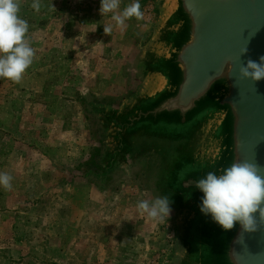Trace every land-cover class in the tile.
Masks as SVG:
<instances>
[{
  "label": "rangeland",
  "instance_id": "rangeland-1",
  "mask_svg": "<svg viewBox=\"0 0 264 264\" xmlns=\"http://www.w3.org/2000/svg\"><path fill=\"white\" fill-rule=\"evenodd\" d=\"M86 1L40 0L35 11L19 0L35 55L20 82L0 78V172L12 177L11 189L0 187V264H176L174 220L136 210L150 198L144 168L105 185L72 174L102 137L87 102L130 93L131 56L157 19L153 1L141 0L144 18L122 33L100 2Z\"/></svg>",
  "mask_w": 264,
  "mask_h": 264
},
{
  "label": "water",
  "instance_id": "water-1",
  "mask_svg": "<svg viewBox=\"0 0 264 264\" xmlns=\"http://www.w3.org/2000/svg\"><path fill=\"white\" fill-rule=\"evenodd\" d=\"M152 1L157 19L131 56L130 93L89 104L102 134L99 170L72 174L129 177L151 154L160 164L156 186L174 205L176 264H264V224L224 231L199 211L195 188L234 162L255 163L264 174V79L238 73L264 55V0Z\"/></svg>",
  "mask_w": 264,
  "mask_h": 264
},
{
  "label": "clouds",
  "instance_id": "clouds-1",
  "mask_svg": "<svg viewBox=\"0 0 264 264\" xmlns=\"http://www.w3.org/2000/svg\"><path fill=\"white\" fill-rule=\"evenodd\" d=\"M121 0H100L98 9L101 15H111L112 21L121 32L127 27L126 21L144 18L139 0H132L122 10ZM35 11L41 8L40 0H32ZM19 0H0V78L14 83L21 81L25 71L34 59V49L26 38L28 22L19 15ZM113 25L103 27L105 34L112 31ZM247 49H242L241 53ZM240 77L253 82L264 79V55L259 62L248 60L238 69ZM12 177L0 172V187L11 189ZM202 195L199 211L224 231L239 225L242 232L252 233L258 229V221L264 224V174L255 163L234 162L218 172L209 171L195 184ZM171 200L167 196L152 200H140L136 210L140 216L156 223H166L171 214Z\"/></svg>",
  "mask_w": 264,
  "mask_h": 264
},
{
  "label": "flooded vegetation",
  "instance_id": "flooded-vegetation-1",
  "mask_svg": "<svg viewBox=\"0 0 264 264\" xmlns=\"http://www.w3.org/2000/svg\"><path fill=\"white\" fill-rule=\"evenodd\" d=\"M94 100H91L90 102H87L86 106L90 109L89 104L93 103ZM91 110V109H90ZM95 119V116H94ZM97 122V120L95 119V123ZM102 135V134H101ZM100 139H98V141L92 145V149L90 151V153L88 154V158L87 160L84 161L83 163V167L84 170L83 172L87 175V173H95L99 170V160H100V149H101V145H102V137H99ZM95 150L97 152H99L98 154V158L96 159V161H94L93 159V155L95 154ZM96 162V163H95ZM95 163V165L93 164ZM137 165L139 167V169L144 168L146 170V172L144 171V176H142L143 179V191L144 194L147 196V194H150V198L147 200H152L156 197H160V196H165L163 194L160 193V191L158 190L157 186H156V182L158 181V175L160 173V164L157 163V157L151 155V154H142L138 160H137ZM95 166V167H94ZM117 176H123L121 173H115L113 176H106L102 182H98L96 181L95 177H92L89 179L90 181H96L99 183V185H105L107 184L111 179H113L114 177ZM125 178V176H123ZM147 183V185H146ZM148 187V188H147ZM171 210H174V205L171 203Z\"/></svg>",
  "mask_w": 264,
  "mask_h": 264
},
{
  "label": "crops",
  "instance_id": "crops-1",
  "mask_svg": "<svg viewBox=\"0 0 264 264\" xmlns=\"http://www.w3.org/2000/svg\"><path fill=\"white\" fill-rule=\"evenodd\" d=\"M145 1V3H148L147 5H150L149 3H151L152 0H143ZM131 2V1H130ZM129 2V3H130ZM139 2H141V0H139ZM154 3V2H153ZM154 5V4H153ZM153 27V26H152ZM166 229L163 227V231H165ZM163 245V247L166 245V244H160V247ZM127 249L126 247H123V250ZM161 251V250H160ZM163 251V250H162ZM163 257V256H162ZM147 258V257H146ZM158 258V256H157ZM159 259V258H158ZM138 264V263H137Z\"/></svg>",
  "mask_w": 264,
  "mask_h": 264
},
{
  "label": "trees",
  "instance_id": "trees-1",
  "mask_svg": "<svg viewBox=\"0 0 264 264\" xmlns=\"http://www.w3.org/2000/svg\"><path fill=\"white\" fill-rule=\"evenodd\" d=\"M98 154H99V152H97L96 150H95V154L93 155V159H94V161H96V159L98 158L97 156H98ZM96 163V162H95ZM95 163H93L94 165H95ZM95 167V166H94Z\"/></svg>",
  "mask_w": 264,
  "mask_h": 264
}]
</instances>
